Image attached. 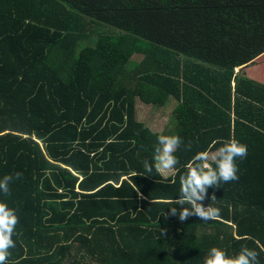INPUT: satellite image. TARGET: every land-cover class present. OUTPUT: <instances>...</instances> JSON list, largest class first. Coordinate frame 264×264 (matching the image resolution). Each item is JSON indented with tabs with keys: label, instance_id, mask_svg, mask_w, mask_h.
I'll use <instances>...</instances> for the list:
<instances>
[{
	"label": "trees",
	"instance_id": "obj_1",
	"mask_svg": "<svg viewBox=\"0 0 264 264\" xmlns=\"http://www.w3.org/2000/svg\"><path fill=\"white\" fill-rule=\"evenodd\" d=\"M161 135L182 138L179 164L149 173ZM229 140L247 146L239 179L197 201L219 216H172L198 154ZM5 175L8 264H206L243 246L264 264V0H0Z\"/></svg>",
	"mask_w": 264,
	"mask_h": 264
},
{
	"label": "clouds",
	"instance_id": "obj_2",
	"mask_svg": "<svg viewBox=\"0 0 264 264\" xmlns=\"http://www.w3.org/2000/svg\"><path fill=\"white\" fill-rule=\"evenodd\" d=\"M182 143L183 140L178 135L159 136L158 154L154 156V165L151 167L145 165L146 170L149 173L152 172L153 167L158 173L173 170L179 164V158L175 153ZM216 152L217 158L212 163H205L207 157L199 153L202 166L190 170L181 178V196L179 200H176L180 205V210L178 213L176 208H171L170 214L172 216L178 214L181 221L192 216L201 220L215 219L219 216L220 210L218 208L210 205L205 208L203 204L197 203V201L205 199L207 188H218L221 183L239 179L236 159H243L247 156V146L236 140H229L223 143ZM21 175V173H16L15 179H19ZM12 181V175H5L0 179V192L5 196L10 193ZM137 191L139 192V189ZM185 204L191 207H183ZM17 224L16 210L8 207L6 202H0V264H8L9 249L15 247V241L12 237L15 235ZM162 234H164V230H162ZM206 264H259V252L243 246L237 255L230 257L224 250L213 247L209 250Z\"/></svg>",
	"mask_w": 264,
	"mask_h": 264
},
{
	"label": "rangeland",
	"instance_id": "obj_3",
	"mask_svg": "<svg viewBox=\"0 0 264 264\" xmlns=\"http://www.w3.org/2000/svg\"><path fill=\"white\" fill-rule=\"evenodd\" d=\"M237 70V69H236ZM142 107V106H141ZM142 109H143V107H142ZM143 110H146V112H147V108L146 107H144V109ZM143 113H145V111H143ZM141 115H143L142 113H141ZM143 116H141V118H142ZM160 117H161V115H160ZM166 118H168V117H166ZM166 120L167 119H165V117H163V118H160V119H158V116H156V118H154V122H156L153 126H154V128H156V129H160L159 127H161V125L162 124H164L165 122H166ZM153 121V120H152ZM162 129V128H161ZM217 155V153H209V154H207L206 155V157L207 158H209V159H213V158H215V156ZM172 171V170H171ZM166 174H168L169 172H165Z\"/></svg>",
	"mask_w": 264,
	"mask_h": 264
},
{
	"label": "crops",
	"instance_id": "obj_4",
	"mask_svg": "<svg viewBox=\"0 0 264 264\" xmlns=\"http://www.w3.org/2000/svg\"><path fill=\"white\" fill-rule=\"evenodd\" d=\"M241 69V67L237 68V71H239Z\"/></svg>",
	"mask_w": 264,
	"mask_h": 264
}]
</instances>
